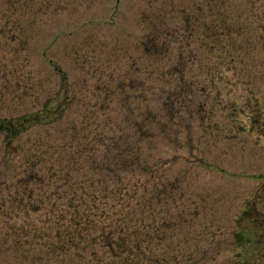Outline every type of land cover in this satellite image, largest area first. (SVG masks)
<instances>
[{
    "label": "rangeland",
    "instance_id": "rangeland-1",
    "mask_svg": "<svg viewBox=\"0 0 264 264\" xmlns=\"http://www.w3.org/2000/svg\"><path fill=\"white\" fill-rule=\"evenodd\" d=\"M12 120L29 126L8 142ZM37 150L58 176L27 189L60 202L138 181L161 264H264V0H0V181ZM6 238L0 264H86Z\"/></svg>",
    "mask_w": 264,
    "mask_h": 264
},
{
    "label": "trees",
    "instance_id": "trees-1",
    "mask_svg": "<svg viewBox=\"0 0 264 264\" xmlns=\"http://www.w3.org/2000/svg\"><path fill=\"white\" fill-rule=\"evenodd\" d=\"M148 34V41L156 43L158 49L165 47V38L159 36L157 30L152 29ZM62 104L60 108L59 103L58 106L54 104L49 111L46 109V114L49 112L50 116L40 115L36 121L40 120L39 122L44 124L54 122L60 116H52L51 113L62 114L65 107L64 102ZM28 126L27 123L19 125L14 120L4 124V130L9 134L8 142H15L14 138ZM94 149L96 148L93 147ZM6 154L4 160L11 162V159L22 153L6 151ZM90 158L88 155H78L76 161L79 163ZM45 162L46 157L37 150L29 156L25 168L23 164L21 167H14L16 183L12 179H3L7 178L4 173L0 181V195L4 194L0 197V232H6V239L11 241L14 248L24 252L26 248H34L36 239H39L40 247L38 245L39 248L33 250L38 251L40 257L47 255H43L46 252L61 261L69 256L64 251L65 247L74 246L79 247L77 254L86 264H161L159 256L147 252L154 242L155 235L151 230H143L142 224L146 223L143 219L146 218L142 216L141 219L138 216L137 202L133 204L139 195L138 181L124 182L117 176L118 182L111 184L106 179H93L91 191L88 192L85 185L89 183V178H81L75 183L78 187L72 197L60 202L58 198H52L46 192L36 193L27 189L33 181H45V178H48L46 175L50 174L53 178L58 176L54 170L55 166ZM42 164L48 165L50 168L47 169L51 173L45 175L41 169ZM97 167L101 169L102 166ZM1 175L0 173V177ZM114 175L116 176L115 173ZM71 187L70 182L67 188ZM51 192L54 193V190ZM149 203H146V207L151 208ZM44 205H49L48 211L41 212ZM14 208L18 210L11 211ZM30 210L41 212L43 225L31 223ZM20 217L23 221L18 219ZM150 225L146 224L148 228ZM81 249L85 252L80 253Z\"/></svg>",
    "mask_w": 264,
    "mask_h": 264
}]
</instances>
